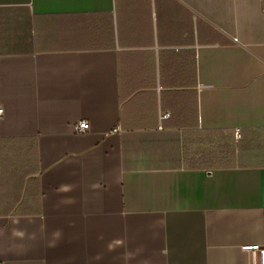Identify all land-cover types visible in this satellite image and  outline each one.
Returning <instances> with one entry per match:
<instances>
[{
  "label": "crops",
  "instance_id": "1",
  "mask_svg": "<svg viewBox=\"0 0 264 264\" xmlns=\"http://www.w3.org/2000/svg\"><path fill=\"white\" fill-rule=\"evenodd\" d=\"M0 108V264L264 246V0H0Z\"/></svg>",
  "mask_w": 264,
  "mask_h": 264
},
{
  "label": "built area",
  "instance_id": "2",
  "mask_svg": "<svg viewBox=\"0 0 264 264\" xmlns=\"http://www.w3.org/2000/svg\"><path fill=\"white\" fill-rule=\"evenodd\" d=\"M3 113V110L0 108V115ZM75 131L77 133L85 132L89 129V124L87 121L80 122L75 126ZM236 138H240L239 130L236 131ZM241 250L248 254L249 264H264V246L258 244L244 245L241 247Z\"/></svg>",
  "mask_w": 264,
  "mask_h": 264
}]
</instances>
